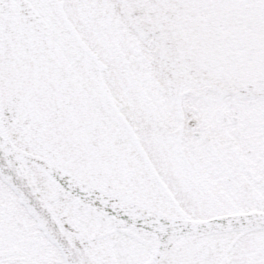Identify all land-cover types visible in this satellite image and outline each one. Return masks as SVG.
Instances as JSON below:
<instances>
[{
  "label": "snow or ice",
  "instance_id": "6c2138e0",
  "mask_svg": "<svg viewBox=\"0 0 264 264\" xmlns=\"http://www.w3.org/2000/svg\"><path fill=\"white\" fill-rule=\"evenodd\" d=\"M0 264H264V0H0Z\"/></svg>",
  "mask_w": 264,
  "mask_h": 264
}]
</instances>
